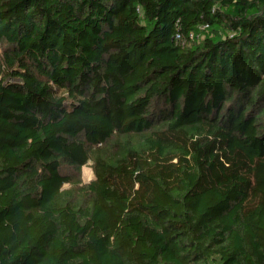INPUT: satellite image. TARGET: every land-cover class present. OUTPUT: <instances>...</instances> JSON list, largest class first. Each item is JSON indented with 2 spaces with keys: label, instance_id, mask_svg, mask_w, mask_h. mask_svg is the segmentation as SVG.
Masks as SVG:
<instances>
[{
  "label": "trees",
  "instance_id": "obj_1",
  "mask_svg": "<svg viewBox=\"0 0 264 264\" xmlns=\"http://www.w3.org/2000/svg\"><path fill=\"white\" fill-rule=\"evenodd\" d=\"M0 264H264V0H0Z\"/></svg>",
  "mask_w": 264,
  "mask_h": 264
},
{
  "label": "rangeland",
  "instance_id": "obj_2",
  "mask_svg": "<svg viewBox=\"0 0 264 264\" xmlns=\"http://www.w3.org/2000/svg\"><path fill=\"white\" fill-rule=\"evenodd\" d=\"M93 177H94V172H93L92 167H90V165L83 166V168H82V179L84 181H89Z\"/></svg>",
  "mask_w": 264,
  "mask_h": 264
}]
</instances>
